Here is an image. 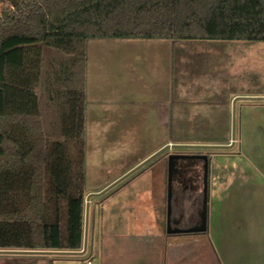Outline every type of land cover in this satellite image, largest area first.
I'll use <instances>...</instances> for the list:
<instances>
[{
  "label": "trees",
  "instance_id": "obj_1",
  "mask_svg": "<svg viewBox=\"0 0 264 264\" xmlns=\"http://www.w3.org/2000/svg\"><path fill=\"white\" fill-rule=\"evenodd\" d=\"M0 12V249L79 251L89 40L264 42V0H4ZM69 59L49 140L35 93L44 52ZM166 178L170 193L171 177ZM170 182V184H169ZM165 200L170 211V198Z\"/></svg>",
  "mask_w": 264,
  "mask_h": 264
},
{
  "label": "crops",
  "instance_id": "obj_2",
  "mask_svg": "<svg viewBox=\"0 0 264 264\" xmlns=\"http://www.w3.org/2000/svg\"><path fill=\"white\" fill-rule=\"evenodd\" d=\"M86 58L85 135L87 126L95 127L96 123L99 131L103 128L116 130L123 124V130L128 128L132 133H197L208 117L202 115V119L199 118L203 106L209 105L210 101L193 98L192 87L187 84L175 85V95L170 94L168 85L157 87L159 90L147 86L131 87V94L114 98L117 106L119 103L129 105L128 115L119 113L116 106L112 111V107L106 104L89 102L87 46ZM53 72L56 77L57 71ZM55 77L46 84L44 102L56 109L58 119L55 126L60 128L59 108L54 96L58 86ZM41 84L40 77L35 93L39 98L43 124L39 96ZM202 90L199 92L207 91ZM236 96L241 95L232 94L230 100L224 102L229 103ZM258 112L251 114L244 108L238 131L234 129V122L231 125L228 119L230 127L241 135L243 142L223 147L228 148L226 162L229 159L223 166V177H194L192 188L197 210L192 218L179 215L177 219L181 220L182 226L170 227V211H165V200L171 192L167 190L165 177H157L156 184L153 177L146 179L144 189L134 184L126 189L113 190L123 179L106 191H94L99 195H87L92 200L89 199L87 204L86 249L82 255L0 249V264H264V111ZM202 131L209 132L208 129ZM53 132L58 133L59 129ZM169 149L170 141L167 140L157 145L154 151L163 156L162 153L165 150L169 153ZM240 155L242 161L236 160ZM240 162L239 175L237 167ZM177 180L178 195L184 190L189 193L186 180L182 181L181 177ZM80 256H83L82 260L78 258Z\"/></svg>",
  "mask_w": 264,
  "mask_h": 264
},
{
  "label": "rangeland",
  "instance_id": "obj_3",
  "mask_svg": "<svg viewBox=\"0 0 264 264\" xmlns=\"http://www.w3.org/2000/svg\"><path fill=\"white\" fill-rule=\"evenodd\" d=\"M4 7V0H0V12ZM87 55L89 102L97 105L106 104L112 107V111L116 106L119 113L125 112L128 115L129 105L119 103L117 106L114 98L131 94V87L140 89L147 86L159 90L157 87L168 85L170 94L175 95V85L187 84L186 86L192 87L193 98L201 97L210 101V104H205L203 111L200 112V120L202 115H208V117L197 133L161 135L132 133L128 128L123 130V124L116 130L103 128L101 131L97 123L95 127L87 126L85 199L87 195L106 189L146 162L124 178L113 190L126 189L134 184L139 189H144L146 179L171 177L170 227L182 226L181 220L177 219L179 215L182 218H192L195 215L194 210H197L192 188L194 177L216 175L223 177V166L229 162V159L226 162L228 148L205 146L242 143L241 135L235 130H239V119L244 108L251 114H257L259 110L264 111L262 100L264 98V42L89 40ZM43 56L42 84L39 90L42 102V126L44 125L43 129L49 140L63 141L58 133L53 132L59 129L55 126L58 119L57 112L44 102V90L47 82L53 81L55 77L53 71L61 75L62 64L69 58L49 50L45 51ZM199 89L207 91L201 93ZM163 92L165 93V90ZM232 94L241 96L234 97L229 103L224 102V100H230ZM250 94L255 96H246ZM228 119L231 125L234 122L235 130L232 126L230 127ZM207 129L209 131L207 133L202 131ZM167 140L170 141V152L165 150L162 153L163 156L157 155L151 158L157 153L154 151L156 146L161 142L166 143ZM236 160L242 161V156L236 157ZM241 164L240 162L237 167L238 174L242 169ZM178 177H181L182 181L186 180V190L189 193L184 190L178 195L176 192ZM154 182L156 184V180ZM140 183H144V186ZM91 200L92 197H90ZM78 258L82 260L83 256Z\"/></svg>",
  "mask_w": 264,
  "mask_h": 264
},
{
  "label": "water",
  "instance_id": "obj_4",
  "mask_svg": "<svg viewBox=\"0 0 264 264\" xmlns=\"http://www.w3.org/2000/svg\"><path fill=\"white\" fill-rule=\"evenodd\" d=\"M191 147H200V146H191ZM205 147H207V148H209V147L223 148V147H226V146H205ZM156 155H157V153H155L151 158L155 157ZM144 163H146V162H144ZM144 163H142L141 165H139L138 167H136L135 169H133L131 172H129L127 175H125L124 177H122L118 181H116L113 184H111L109 187H107L106 189H104V191L108 190L109 188H111L112 186H114L115 184H117L118 182H120L121 180H123L125 177H127L130 173H132L135 170H137ZM95 195H99V194H91L89 196H95ZM89 196H87L86 199H85V201H84L85 202V215H84V231H83L82 250H80V251H30L29 250L27 252H31V253H44V254H58V255H82L85 252V249H86V221H87V210H88L87 209V207H88L87 204H88V201L90 199Z\"/></svg>",
  "mask_w": 264,
  "mask_h": 264
}]
</instances>
